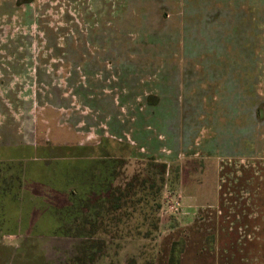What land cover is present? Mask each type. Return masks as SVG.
Segmentation results:
<instances>
[{
	"label": "rangeland",
	"instance_id": "1",
	"mask_svg": "<svg viewBox=\"0 0 264 264\" xmlns=\"http://www.w3.org/2000/svg\"><path fill=\"white\" fill-rule=\"evenodd\" d=\"M21 145L123 158L115 184L166 163L157 231L94 264H264V0H0V147ZM78 242L0 235V264Z\"/></svg>",
	"mask_w": 264,
	"mask_h": 264
},
{
	"label": "trees",
	"instance_id": "2",
	"mask_svg": "<svg viewBox=\"0 0 264 264\" xmlns=\"http://www.w3.org/2000/svg\"><path fill=\"white\" fill-rule=\"evenodd\" d=\"M48 155H33V147L26 145L0 147V232L79 237L68 261L94 264L106 237L136 230L135 235L149 238L157 231L153 214L161 206L166 163L148 160L130 180L115 184L119 166L126 164L123 158L79 159L74 154L49 162ZM180 253L173 245L167 264H180Z\"/></svg>",
	"mask_w": 264,
	"mask_h": 264
},
{
	"label": "built area",
	"instance_id": "3",
	"mask_svg": "<svg viewBox=\"0 0 264 264\" xmlns=\"http://www.w3.org/2000/svg\"><path fill=\"white\" fill-rule=\"evenodd\" d=\"M180 201L181 200L179 196H177V198L174 200L171 199L167 200V208L172 212H177V210L180 208L181 205Z\"/></svg>",
	"mask_w": 264,
	"mask_h": 264
},
{
	"label": "crops",
	"instance_id": "4",
	"mask_svg": "<svg viewBox=\"0 0 264 264\" xmlns=\"http://www.w3.org/2000/svg\"><path fill=\"white\" fill-rule=\"evenodd\" d=\"M16 234H18V233H16ZM0 235H15V234L2 233V232H0ZM24 235H31V234H24ZM38 236H40V235H38ZM41 236H42V235H41ZM43 237H45V236H43ZM57 237H70V236H57ZM76 238L79 239V242H78V244H79L80 241H81V238H79V237H76ZM78 244L76 245V249H77ZM39 253H40V255L43 254L41 251H40Z\"/></svg>",
	"mask_w": 264,
	"mask_h": 264
}]
</instances>
